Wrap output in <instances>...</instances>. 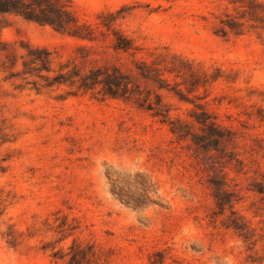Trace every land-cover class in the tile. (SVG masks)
<instances>
[{
	"label": "rangeland",
	"instance_id": "obj_1",
	"mask_svg": "<svg viewBox=\"0 0 264 264\" xmlns=\"http://www.w3.org/2000/svg\"><path fill=\"white\" fill-rule=\"evenodd\" d=\"M71 9L91 25L113 14L136 55L116 53L111 35L83 42L9 15L0 40L54 52V71L117 68L171 119L191 123L202 105L231 138L205 151L132 104L0 74V264H264V29L218 36L237 16L229 0ZM141 61L160 84L138 77Z\"/></svg>",
	"mask_w": 264,
	"mask_h": 264
},
{
	"label": "trees",
	"instance_id": "obj_2",
	"mask_svg": "<svg viewBox=\"0 0 264 264\" xmlns=\"http://www.w3.org/2000/svg\"><path fill=\"white\" fill-rule=\"evenodd\" d=\"M229 3L237 10V16H226V20L219 22L216 30L218 36L241 35L246 25L254 29L261 26L264 29V0H229ZM0 15L14 16L27 23L47 26L57 33L83 42L97 41L96 33L106 38L111 35L110 44L116 53L135 56L138 51L133 41L114 26L116 17L113 14H107L109 20L97 21L94 25L81 23L71 9V0H0ZM101 17L102 15L98 20ZM79 50L84 51L85 47ZM54 54L46 48L23 42H19L16 49L0 40V74L4 81L21 80L25 85L31 84L36 92L64 86L73 90L67 92L66 96L90 94L101 100L112 99L132 104L167 125L169 132L177 140H189L195 147L205 151H217L221 142L231 138V134L222 130L202 105H194L198 112L192 113L191 123L178 118L171 119L169 109L159 95L155 94L152 98L150 93L141 90L119 69H79L66 61L59 63L57 71H54L51 68ZM134 66L135 73L141 79L155 84L163 81L162 73L154 63L148 65L141 61ZM20 86L17 85L16 88ZM193 126L198 128L200 135L192 132ZM78 253L86 256L82 249ZM69 264H77L75 258H71Z\"/></svg>",
	"mask_w": 264,
	"mask_h": 264
}]
</instances>
